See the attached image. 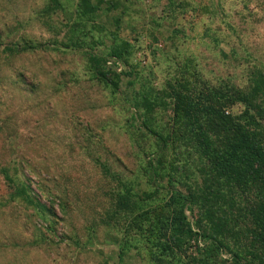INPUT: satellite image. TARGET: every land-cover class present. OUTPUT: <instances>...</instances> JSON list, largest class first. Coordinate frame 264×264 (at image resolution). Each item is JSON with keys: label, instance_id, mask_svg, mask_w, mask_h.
I'll list each match as a JSON object with an SVG mask.
<instances>
[{"label": "rangeland", "instance_id": "obj_1", "mask_svg": "<svg viewBox=\"0 0 264 264\" xmlns=\"http://www.w3.org/2000/svg\"><path fill=\"white\" fill-rule=\"evenodd\" d=\"M257 69L264 0H0V264L198 257L201 238L165 250L168 196L199 179L172 140L168 96L180 79L245 92ZM24 186L34 205L11 198Z\"/></svg>", "mask_w": 264, "mask_h": 264}, {"label": "trees", "instance_id": "obj_2", "mask_svg": "<svg viewBox=\"0 0 264 264\" xmlns=\"http://www.w3.org/2000/svg\"><path fill=\"white\" fill-rule=\"evenodd\" d=\"M111 54L121 57L118 48ZM90 60L98 78L117 90L101 73V59L90 56ZM254 74L245 92L225 83L212 87L198 81L192 86L180 79L168 96L172 140L191 149L199 179L189 193L173 190L168 196L165 250H186L194 238L205 243L196 249L198 257H186L181 264H220L221 249L233 253L234 264H264V71ZM135 96L133 108L138 112L145 97ZM236 105L241 107L238 112L233 111ZM16 197L34 205L25 186L14 190L11 198ZM186 208L195 214L193 224Z\"/></svg>", "mask_w": 264, "mask_h": 264}, {"label": "built area", "instance_id": "obj_3", "mask_svg": "<svg viewBox=\"0 0 264 264\" xmlns=\"http://www.w3.org/2000/svg\"><path fill=\"white\" fill-rule=\"evenodd\" d=\"M105 64H106V67H111L116 71L122 70V63L119 61V59L115 57H107Z\"/></svg>", "mask_w": 264, "mask_h": 264}]
</instances>
